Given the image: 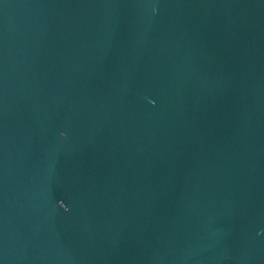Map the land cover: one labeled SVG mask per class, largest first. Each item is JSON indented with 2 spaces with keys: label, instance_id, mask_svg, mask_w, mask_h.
Listing matches in <instances>:
<instances>
[{
  "label": "water",
  "instance_id": "obj_1",
  "mask_svg": "<svg viewBox=\"0 0 264 264\" xmlns=\"http://www.w3.org/2000/svg\"><path fill=\"white\" fill-rule=\"evenodd\" d=\"M0 264H264V0H0Z\"/></svg>",
  "mask_w": 264,
  "mask_h": 264
}]
</instances>
